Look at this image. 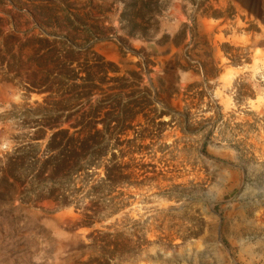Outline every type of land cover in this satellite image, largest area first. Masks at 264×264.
Returning <instances> with one entry per match:
<instances>
[{"label":"rangeland","instance_id":"rangeland-1","mask_svg":"<svg viewBox=\"0 0 264 264\" xmlns=\"http://www.w3.org/2000/svg\"><path fill=\"white\" fill-rule=\"evenodd\" d=\"M46 24L149 90L119 105L139 114L105 157L132 174L118 192L133 200L91 229L51 201L0 204V264H264V0H0V170L44 111L26 84H43ZM111 226L150 244L103 255L87 236Z\"/></svg>","mask_w":264,"mask_h":264},{"label":"trees","instance_id":"trees-1","mask_svg":"<svg viewBox=\"0 0 264 264\" xmlns=\"http://www.w3.org/2000/svg\"><path fill=\"white\" fill-rule=\"evenodd\" d=\"M43 28L40 37L33 38L40 46L38 59L47 62L41 72L43 84L26 85L43 89L42 93L47 95L44 111L29 116L38 129L28 142L8 156L5 169L0 170V197L9 195L0 204L10 201L12 205L11 200L16 198L23 205L37 207L51 201L57 208L74 209L79 218L77 228L91 229L121 212L127 199L133 200L131 195L124 200L118 192L121 184L133 186L132 174L128 182L123 181V165L120 162L108 165L105 157L109 141L120 145V136L130 130L139 114L135 106L119 105L123 100L135 102L132 99L135 94L148 96L149 90L135 91L139 86L136 72L122 74L115 64L99 56H93L91 61L81 57L89 51L90 46H84L91 40H79L53 24ZM92 101L96 104L94 109ZM107 103L115 106L111 113L103 114ZM87 106L90 111L82 112ZM71 110L74 111L63 116ZM122 114L128 118L125 124L119 123ZM108 116L109 123H117L110 138L106 130L97 129L98 125L104 126ZM39 142H43L42 148ZM102 228L107 232L91 233L87 239L103 246L100 247L103 255H136L150 244L138 231L125 235V231L113 226Z\"/></svg>","mask_w":264,"mask_h":264}]
</instances>
